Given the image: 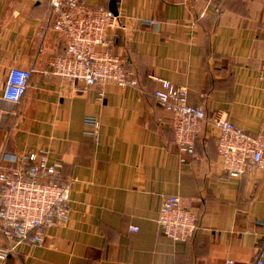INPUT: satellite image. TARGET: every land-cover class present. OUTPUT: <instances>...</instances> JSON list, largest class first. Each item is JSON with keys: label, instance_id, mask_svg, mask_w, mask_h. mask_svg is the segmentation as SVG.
Listing matches in <instances>:
<instances>
[{"label": "crops", "instance_id": "obj_1", "mask_svg": "<svg viewBox=\"0 0 264 264\" xmlns=\"http://www.w3.org/2000/svg\"><path fill=\"white\" fill-rule=\"evenodd\" d=\"M85 1L111 11L112 0ZM116 6L113 52L139 89L109 83L82 93L50 73V61L67 46L48 19V0H0V166L12 156L45 153L49 165H61L59 182L71 187L68 223L0 264H254L263 242L264 173L227 176L218 132L208 124L182 162L153 78L187 87L188 103L210 119L225 114L251 134L264 133V0ZM13 68L33 71L20 104L3 99ZM87 116L100 119L99 143L85 134ZM169 195L199 216L188 242H173L157 224ZM6 246L0 232V248Z\"/></svg>", "mask_w": 264, "mask_h": 264}, {"label": "built area", "instance_id": "obj_2", "mask_svg": "<svg viewBox=\"0 0 264 264\" xmlns=\"http://www.w3.org/2000/svg\"><path fill=\"white\" fill-rule=\"evenodd\" d=\"M48 19L67 46L65 55L50 61L52 75L79 84L76 89L82 93L95 85L109 83L122 89H139V82L125 60L113 52V34L120 26L113 12L88 6L85 0H48ZM32 74V70L11 69L3 99L20 104ZM260 74L264 78V64ZM153 79L160 83L153 93L154 99L172 115L182 162L186 156L195 154L197 137L208 124L218 132V154L227 176L238 179L257 170L264 173V133L251 134L225 114L210 119L202 106L188 103L187 87ZM104 97V93L100 94V101ZM84 126L85 134L99 143L100 119L87 116ZM60 173V164L49 165L45 153L38 152L12 156L9 166H0V232L7 240V246L0 248V261L17 254L22 245L44 244L48 229L68 223L71 187L59 183ZM157 224L173 242H188L199 229L196 213L177 195L164 198ZM261 225L263 242L254 264H264V224ZM129 230L139 232L137 226Z\"/></svg>", "mask_w": 264, "mask_h": 264}, {"label": "water", "instance_id": "obj_3", "mask_svg": "<svg viewBox=\"0 0 264 264\" xmlns=\"http://www.w3.org/2000/svg\"><path fill=\"white\" fill-rule=\"evenodd\" d=\"M111 12H113L116 16H118V9L116 6V0L111 1Z\"/></svg>", "mask_w": 264, "mask_h": 264}, {"label": "trees", "instance_id": "obj_4", "mask_svg": "<svg viewBox=\"0 0 264 264\" xmlns=\"http://www.w3.org/2000/svg\"><path fill=\"white\" fill-rule=\"evenodd\" d=\"M126 65H127V63H126ZM53 181H54V180H53ZM59 183H60V182H59ZM60 184H61V183H60ZM194 212H195V211H194ZM195 213H196V212H195ZM196 215H197V213H196ZM197 217H198V219H199V216H198V215H197ZM198 227H199V223H198ZM198 230H199V229H198ZM197 232H198V231H197ZM197 232H196V233H197ZM196 233H195V234H196ZM194 236H195V235H194ZM194 236H193V237H194ZM193 237H192V238H193ZM192 238H191V239H192ZM191 239H190V240H191ZM190 240H189V241H190Z\"/></svg>", "mask_w": 264, "mask_h": 264}]
</instances>
